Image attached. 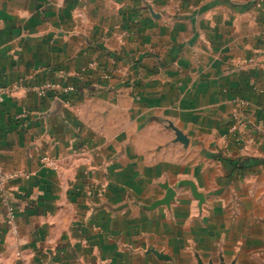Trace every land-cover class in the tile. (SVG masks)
Segmentation results:
<instances>
[{
	"label": "crops",
	"instance_id": "crops-1",
	"mask_svg": "<svg viewBox=\"0 0 264 264\" xmlns=\"http://www.w3.org/2000/svg\"><path fill=\"white\" fill-rule=\"evenodd\" d=\"M0 89V264H264V0H0Z\"/></svg>",
	"mask_w": 264,
	"mask_h": 264
},
{
	"label": "built area",
	"instance_id": "built-area-1",
	"mask_svg": "<svg viewBox=\"0 0 264 264\" xmlns=\"http://www.w3.org/2000/svg\"><path fill=\"white\" fill-rule=\"evenodd\" d=\"M104 77H107V75H104ZM51 88H54V86L47 85L42 90H40V94L43 95L46 89H51ZM64 91L65 92H76L77 89L74 87H67L64 89ZM3 101H4V95L1 93V89H0V102H3ZM238 105H239V108L242 109L244 106H246V102L239 101ZM244 125L245 123L240 116V110H236V112L234 113V117H233V125L231 127V133L233 134L235 132H239L243 128ZM16 176L17 175L2 176L0 177V182L3 183V181L16 178Z\"/></svg>",
	"mask_w": 264,
	"mask_h": 264
},
{
	"label": "rangeland",
	"instance_id": "rangeland-1",
	"mask_svg": "<svg viewBox=\"0 0 264 264\" xmlns=\"http://www.w3.org/2000/svg\"><path fill=\"white\" fill-rule=\"evenodd\" d=\"M1 103V102H0ZM44 163L46 166L48 167H55V162L51 159L48 160V158L44 159ZM9 175H17L16 178L13 179H8L3 181V183L0 182V190L3 189L4 185L7 184L9 181H14L20 178H27L28 175L22 171H14V172H4L2 170H0V177L2 176H9Z\"/></svg>",
	"mask_w": 264,
	"mask_h": 264
},
{
	"label": "water",
	"instance_id": "water-1",
	"mask_svg": "<svg viewBox=\"0 0 264 264\" xmlns=\"http://www.w3.org/2000/svg\"><path fill=\"white\" fill-rule=\"evenodd\" d=\"M197 264H214V263H213V261H209L208 263H204L201 259L198 258ZM220 264H226L225 260L223 258H221V263ZM231 264H235V263H231Z\"/></svg>",
	"mask_w": 264,
	"mask_h": 264
}]
</instances>
